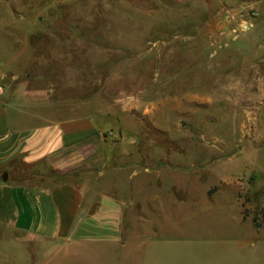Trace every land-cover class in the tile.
<instances>
[{"label":"rangeland","instance_id":"obj_1","mask_svg":"<svg viewBox=\"0 0 264 264\" xmlns=\"http://www.w3.org/2000/svg\"><path fill=\"white\" fill-rule=\"evenodd\" d=\"M243 3L0 0L7 85L47 114L98 110L136 203L116 246L0 225V264H264V25L218 44Z\"/></svg>","mask_w":264,"mask_h":264},{"label":"crops","instance_id":"obj_2","mask_svg":"<svg viewBox=\"0 0 264 264\" xmlns=\"http://www.w3.org/2000/svg\"><path fill=\"white\" fill-rule=\"evenodd\" d=\"M253 5L260 14L241 43L264 25V0ZM15 71L0 68V225L70 251L120 244L136 203L118 196L115 174L132 160L119 154L98 110L39 111L38 96L7 85Z\"/></svg>","mask_w":264,"mask_h":264},{"label":"built area","instance_id":"obj_3","mask_svg":"<svg viewBox=\"0 0 264 264\" xmlns=\"http://www.w3.org/2000/svg\"><path fill=\"white\" fill-rule=\"evenodd\" d=\"M258 15L255 6L246 3L237 9L227 10L223 14V22L227 23L229 27L219 31V47H226L227 44L240 38L245 31L251 29Z\"/></svg>","mask_w":264,"mask_h":264},{"label":"water","instance_id":"obj_4","mask_svg":"<svg viewBox=\"0 0 264 264\" xmlns=\"http://www.w3.org/2000/svg\"><path fill=\"white\" fill-rule=\"evenodd\" d=\"M7 180V175L4 174V176L2 177V181L5 182Z\"/></svg>","mask_w":264,"mask_h":264}]
</instances>
